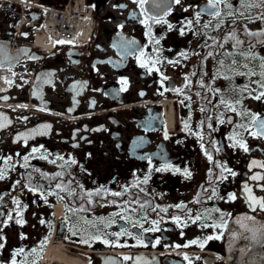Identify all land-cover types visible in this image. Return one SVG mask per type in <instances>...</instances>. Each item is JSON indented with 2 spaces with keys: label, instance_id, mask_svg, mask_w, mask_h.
I'll return each instance as SVG.
<instances>
[{
  "label": "flooded vegetation",
  "instance_id": "af4514ba",
  "mask_svg": "<svg viewBox=\"0 0 264 264\" xmlns=\"http://www.w3.org/2000/svg\"><path fill=\"white\" fill-rule=\"evenodd\" d=\"M80 1L72 19H88L87 34L78 26L76 42L50 45L36 34L44 10L0 2L8 61L26 74L0 87V264H264V209L250 207L244 192L247 184L264 198V181L250 179L264 175L250 167L264 163V137L251 135V115L264 119V97L254 98L264 91V37L247 34L264 32V3L224 0L219 18L204 12L197 21L208 0L159 8L149 0L147 15L136 0ZM22 17L32 23L15 28ZM237 140L248 151L233 147Z\"/></svg>",
  "mask_w": 264,
  "mask_h": 264
},
{
  "label": "snow or ice",
  "instance_id": "6c2138e0",
  "mask_svg": "<svg viewBox=\"0 0 264 264\" xmlns=\"http://www.w3.org/2000/svg\"><path fill=\"white\" fill-rule=\"evenodd\" d=\"M136 2L139 4L141 10L145 11V13H146V15H147L146 10L144 9V5H145L146 3H148L149 0H136ZM165 2H166V0H153V3L156 4L157 8H159L160 5H161L162 3H165ZM173 2L176 3V4H179V3H180V0H173ZM261 2L264 3V0H261ZM222 3H224V0H208V3H207L206 8H204V9H202V10H199V11H197V12L195 13V18H196V20L199 21L201 15H202L204 12H207V13H208L210 16H212V17L219 18V17L221 16L220 5H221ZM241 5H242V6H247V7H257V6H258V5L252 4V3H250V2L245 4V0H241ZM228 7H231V5H228ZM185 11H187V9H185ZM165 14H167L166 11H165ZM240 15H244V13L241 12ZM147 18H148V19H151V20H154L156 23H160V22H162L158 15L148 16ZM247 18L251 19V17H247ZM260 18H261V19H264V13L261 14V17H260ZM163 22H164V23H167V21H163ZM187 25H188L189 28H191L192 21H191V20H188V21H187ZM168 27H169V29H171L173 26H172L171 24H169ZM204 27H208V25H205ZM149 31H150V29H149ZM180 33H181V35L184 34V28H181V29H180ZM247 34L250 35V36H262V37H264V32H248ZM230 38H231V39H235L237 44H243V41L236 39L235 32H233V33L230 35ZM260 42H261V43H264V40H262V41H260ZM58 43H71V41H58ZM155 43H156V44H159V40H156ZM251 48H252V46L250 45V46H249V51H251ZM181 55H185V56H186L187 54H186V53H181ZM208 55H212V53L209 52ZM242 55H246V57H247V54H245V53H242ZM141 56H143V52L141 53ZM250 58H251V59H255L256 57H255V55H251ZM260 59H261L260 68L262 69V71L259 73L260 77L262 78V80H261V82H260V88L264 89V57H261ZM157 62H158V61H153V66H154L155 63H157ZM170 62H171V61H170ZM221 63H222V62H221ZM235 63H236V62L233 61V64H235ZM141 67H146V68H148L149 71H152V70H153V68H152V67H149L147 63H143V62H142V63H141ZM245 67H247V65H245ZM156 70L159 71L158 68H157ZM241 74H243V73H241ZM255 74H256V73H254V72H250V73H249V75H255ZM165 79H166V77H165ZM186 79H187V78H186ZM124 83H126V81H124ZM185 86H187V85H185ZM175 91H177V92H182V89H175ZM262 97H264V91H260L259 94L256 95L254 98L257 99V100H260ZM5 99H6V98H5ZM221 103L226 104L229 108H231L232 111H235V110H236L235 107L232 106V104L229 103L228 101H224V100H222ZM237 103H239V101H237ZM203 110H204V109H201V111H203ZM5 119H6V118H5ZM220 122L223 123L224 121L221 120ZM251 123H252L253 127H255V129H256V131L251 132V135H253V136H262V137H264V119H261V117H260L259 115L252 114V115H251ZM209 126H210V125H209ZM0 127H3V125L0 124ZM43 127H44V128H48V127H50V125H44ZM240 127H244V125H240ZM185 128H187V124H185ZM37 131H38V130L34 129V130H33V133H36ZM27 135H30V134H24V138H25V139L27 138ZM19 138H20V137H18V139H19ZM229 139H235V137H229ZM237 145H239V147L243 148L244 151H248V147H247V145H246L245 143H243V142L237 140L236 143L233 144V147H236ZM32 151H33V152H37V151H39V149H37V148H33ZM206 154H207V153H206ZM9 159H11V158L9 157ZM23 159L25 160V162H27L28 159H29V157H28V156H25ZM61 159H62V158H61ZM208 159L211 160L212 157L209 155V156H208ZM53 162H54V161H53ZM73 162H74V161H73ZM25 166H26V164H25ZM257 166L260 167V168H264V163H261V162H258V161L253 160L252 163H251V165H250V167H257ZM223 171L230 172L231 175H233V176L236 175V173H235V172H232L231 169L223 168V169H222V173H223ZM4 175H5V170H4V169H0V179H3V178H4ZM61 175H62V173H56V176H61ZM186 175H190V173H186ZM221 178H224V177H223V174L221 175ZM250 179H251L252 181H264V175L255 174V175H252V176L250 177ZM144 182H145V183L147 182V178L145 179ZM17 183H18V182H17ZM55 187H56L57 189H60L61 191H68V194H69V195H76V193H75L73 190L65 188L62 184H56ZM260 187H261V188H264V185H260ZM32 191H36V189H32ZM141 191H142V190H141ZM244 192L247 193V197H246V199L250 202V207H254V206H257V205H258L261 209H264V198H260V199H258V198H256L255 196H253V195H252V189H251L250 187H248L247 184H245V186H244ZM50 194H55V193H50ZM41 195L43 196L44 193H41ZM57 195H58V194H57ZM86 195H87L89 198H91V196L93 195V193L88 192V193H86ZM112 195H113V196H120L121 193H120V192H114V193H112ZM59 198H60V199H63V197H59ZM82 198H83V197H81V199H82ZM230 198H231V199H235V196L232 195ZM89 202H90V200H89ZM14 203L17 204V205H19L20 202H19V200H14ZM141 207H144V206L141 205ZM177 207H183V205H177ZM80 210H83V209H80ZM68 211H69V212H74V211H77V210H76V209L69 208ZM162 211H165V212H166L167 209H162ZM217 211H218V210H217ZM113 215H121V214H120V213H114ZM122 218L125 219V220H128V219H129V217H127V216H122ZM101 219H103V218H101ZM173 219H174L175 221L179 222L180 217H174ZM199 219H200V216L197 215V216H196V220H199ZM244 219H250V218H249V217H244ZM8 220H12V216H11V215L8 216ZM112 222H114V221H109V224L112 223ZM17 223H23V221H22V220H17ZM41 223H44V221H41ZM152 223H153V224H158V221H155V220H154V221H152ZM237 223H241V221L238 220ZM133 226H134V227L136 226L135 223L133 224ZM214 226H216V227H223L224 225L221 224V225H214ZM140 227H143V225L141 224ZM149 230H151V231H156V230H158V229H157V228H153V229H149ZM249 231H251V232L253 233L251 239H252V240L257 239L256 233H257L259 230H257V229H249ZM121 234H123V233H113V235H116V236H119V235H121ZM127 234H128V235H132L131 233H127ZM93 238H94V239H100V237H98V236H97V237H93ZM137 238H138V237H137ZM217 238H218V237H217ZM82 242L87 243L86 240H85V241H82ZM104 243L107 244V243H110V242L107 241V240H105ZM157 243H158V241H157ZM42 244H43V242H42ZM3 246H4L3 244H0V248H3ZM32 251H33V253H36V249H33ZM23 252H24V249H23V248H20V249H17V250H16V254H17V255H19L20 253H23ZM125 259H130V258H129V257H125ZM12 264H17V261H16V260H13V261H12ZM32 264H35V261H33Z\"/></svg>",
  "mask_w": 264,
  "mask_h": 264
},
{
  "label": "built area",
  "instance_id": "2783aa9c",
  "mask_svg": "<svg viewBox=\"0 0 264 264\" xmlns=\"http://www.w3.org/2000/svg\"><path fill=\"white\" fill-rule=\"evenodd\" d=\"M48 27L56 34L60 40H73L75 29L72 27V16L70 3L64 9L48 8ZM20 25H17L19 29ZM13 69L0 68V87H10L13 84Z\"/></svg>",
  "mask_w": 264,
  "mask_h": 264
},
{
  "label": "water",
  "instance_id": "95a60500",
  "mask_svg": "<svg viewBox=\"0 0 264 264\" xmlns=\"http://www.w3.org/2000/svg\"><path fill=\"white\" fill-rule=\"evenodd\" d=\"M11 45L10 38L0 40V66H15V61H8V48Z\"/></svg>",
  "mask_w": 264,
  "mask_h": 264
},
{
  "label": "bare ground",
  "instance_id": "6f19581e",
  "mask_svg": "<svg viewBox=\"0 0 264 264\" xmlns=\"http://www.w3.org/2000/svg\"><path fill=\"white\" fill-rule=\"evenodd\" d=\"M84 21H83V23H78V25H79V28H80L81 32L87 34L86 32L89 31V28H90L91 24H90V21L88 19H86ZM46 32H47L48 36L51 38V29L50 28H46ZM39 41H43V37H42L41 34L39 36ZM48 45H50V44H48Z\"/></svg>",
  "mask_w": 264,
  "mask_h": 264
}]
</instances>
